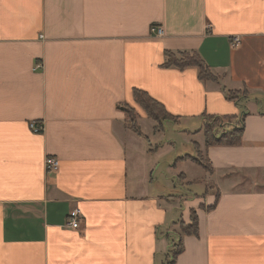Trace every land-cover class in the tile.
Here are the masks:
<instances>
[{
    "label": "crops",
    "instance_id": "crops-1",
    "mask_svg": "<svg viewBox=\"0 0 264 264\" xmlns=\"http://www.w3.org/2000/svg\"><path fill=\"white\" fill-rule=\"evenodd\" d=\"M166 51L198 53L219 80L165 67ZM135 89L176 122L243 117L240 144L198 143L212 171L189 183L203 198L143 187L154 171L130 157L151 144L141 118L157 121ZM252 95L264 97V0H0V264H167L177 242L174 264H264V109L238 104ZM183 157L167 172L188 183ZM192 211L198 234L177 232Z\"/></svg>",
    "mask_w": 264,
    "mask_h": 264
},
{
    "label": "rangeland",
    "instance_id": "rangeland-1",
    "mask_svg": "<svg viewBox=\"0 0 264 264\" xmlns=\"http://www.w3.org/2000/svg\"><path fill=\"white\" fill-rule=\"evenodd\" d=\"M258 97H260L262 101V103L258 102V106L260 109H264V97L262 95H252L248 102H246L247 98H240L238 100L241 112H245L246 109L244 107L248 106L247 103L249 104L250 102H255L254 98ZM238 118H240V116ZM204 120L205 118L202 116L199 119L190 118L180 122L165 120L164 122H156V126L152 128L150 122L142 121L141 118V125H143V128H145L149 134L152 133L153 135L150 138L151 144L143 141L142 147L145 149H141L140 153L131 154L130 160L133 162H135L136 159L139 160L140 164L138 170L141 175H143L142 172L144 170L154 171L153 183L149 184L148 179V181L146 180L143 184V187L148 189L150 193L157 194L164 190L165 195H178L177 193L180 192L183 193L181 196L185 194V196H187L190 200L203 198L202 192L204 191V185L201 184V182L189 183V181L194 179L204 180V182L207 180L209 176L201 165L193 162L190 158H187L188 161L185 164H179L177 170H186L188 183L187 181L185 182V180L182 181L183 177L176 179L167 171H170V164H172L179 156L191 155L205 160L206 156L203 151H201L202 155L197 154V152H199L198 143H204ZM239 120H241V118ZM232 125L235 124L232 123ZM224 127L227 130L229 128L231 129V125H224ZM218 132L220 133L221 131ZM152 148V151L148 150ZM169 183L172 187L166 189L165 186ZM138 185L139 188H142L140 184ZM180 211L181 209L178 208L177 210H174V214L177 216ZM190 220L191 215L187 218V220L181 221V223L187 224ZM178 226L175 229L177 232L178 230L181 232V227ZM178 246L179 242H177V247Z\"/></svg>",
    "mask_w": 264,
    "mask_h": 264
},
{
    "label": "trees",
    "instance_id": "trees-1",
    "mask_svg": "<svg viewBox=\"0 0 264 264\" xmlns=\"http://www.w3.org/2000/svg\"><path fill=\"white\" fill-rule=\"evenodd\" d=\"M167 61L164 63L165 67L174 66L179 69H184L190 66L197 67L199 70L200 80H211L217 82L219 78L213 74L209 66L205 61L200 57L196 52H183L180 56H177L171 51H166ZM248 90L245 87L243 90H229L227 92V98L229 100H236L241 96H247ZM134 98L136 103L143 108L147 116L156 120L157 122L169 120L176 121L177 117L169 113L163 104H161L156 99L152 98L146 91L141 89L134 90ZM122 110L126 113V126L135 132L137 135L145 137L147 141L148 137L144 135L141 130V127L138 123L137 115L134 108L129 105H124L121 107ZM204 126L203 133L205 138V147L217 146V145H238L241 143L244 132V123L243 117L241 120H237V117L233 115H212V114H203ZM234 123L235 125H232ZM240 123V125H236ZM224 125H231V129H225ZM218 131H221L220 133ZM197 146V145H195ZM198 155H202L201 151L197 152ZM184 159L190 158L193 162L201 165L206 171H212L207 158L202 160L191 155H185ZM198 218L194 211L191 212V220L187 224L181 223L180 227L184 234H198ZM184 249L182 243H179V246L173 245L169 253L167 254L168 263L174 264L176 257Z\"/></svg>",
    "mask_w": 264,
    "mask_h": 264
},
{
    "label": "built area",
    "instance_id": "built-area-1",
    "mask_svg": "<svg viewBox=\"0 0 264 264\" xmlns=\"http://www.w3.org/2000/svg\"><path fill=\"white\" fill-rule=\"evenodd\" d=\"M151 31L154 33H157L158 35H161L163 33V30L160 27H152ZM35 131L42 130V127H35L33 124L31 125ZM45 166L47 171H56L59 168V160H57L55 157H47L45 161ZM81 221V214L78 209H75L71 212L68 225L72 228H79Z\"/></svg>",
    "mask_w": 264,
    "mask_h": 264
}]
</instances>
